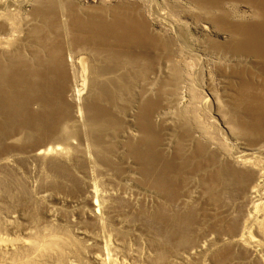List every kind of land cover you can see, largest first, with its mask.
Returning <instances> with one entry per match:
<instances>
[{"label": "bare ground", "instance_id": "6f19581e", "mask_svg": "<svg viewBox=\"0 0 264 264\" xmlns=\"http://www.w3.org/2000/svg\"><path fill=\"white\" fill-rule=\"evenodd\" d=\"M222 1L225 2L229 0H191L193 4L203 9H209L212 6H217L219 8V4ZM239 2L248 4L252 9L251 16L257 17L258 21L256 20L257 22H252L250 20V23L245 24H235V22H233V24L229 20L230 16L228 17V15L222 12L221 9H219L221 12H218L219 14L217 13V15H210V9L207 10L206 12L210 13L208 14L210 15L209 21L214 25L216 31L218 33L229 34L233 38L230 44L227 43L228 45H219L217 43L213 44V47L228 49L230 52L232 51L233 53L245 56L246 58L252 57L255 58V60L259 59V61L264 64V0H239ZM124 3L125 6H120V4L112 9L97 8L96 11H90L88 9V12H86L85 9L84 12L86 13L83 14L84 12L81 8L80 0H0V77L2 79L1 81H4L6 84H3L2 82L5 87L3 85H0V87L2 86L6 92V96L3 97H5L6 107H9L8 110H10V107L18 106V112L20 111L23 114V118H20L22 120H19L17 117V120L19 121L12 125L13 128L15 126V129L13 130L11 129L12 127L9 129L6 128L9 127L11 123H6V120V122L4 121L6 124L3 123L2 126L5 127L4 129L1 127L2 124L0 125V130L2 129L3 131H1L2 133L0 132L1 139H3L2 143L0 142L2 145L0 150V161L5 166L11 167L14 166L23 156L24 158H28L27 162L29 159L37 163L49 162V164L53 163L52 165L56 166V168L59 166L65 168L67 164L73 163V165H77V172L79 171L82 173L81 178L85 181V186L83 187L82 185L83 188L77 184L76 187L74 186L70 189L71 195H68L70 197L60 199L58 196L41 195L40 199L43 200V205L40 208L37 207L36 212L34 211L35 213H33L32 216L25 212L28 210L29 206L24 207L21 205L16 206L13 210H5L1 205L0 264H85L82 262L85 261L83 259L89 261V264H132L134 258H130L128 255L129 253H126L127 249L125 250L128 244L124 247V252L122 248L125 244L120 243L116 238L117 236L115 235L117 233L115 231H117L116 229L118 227H114L120 223H125V220L122 218V222L116 220L117 209L121 208V206L119 207L120 203L118 204L117 202L121 200L120 202L122 203L123 200L131 199L127 197L128 195H123L120 189H118L119 187L116 188V186L120 185V182H131L133 180V173H138L143 177H150V186L152 187H150V189L156 190L153 191V193L151 192V195L155 193L162 200H159L163 205L161 215L159 213L157 216L154 211L155 207L153 208L156 218L159 219L160 216L164 218L166 214L169 215V225H171L170 223L173 221L176 223L179 222L181 225L188 224L189 228V223H194V221L188 223L187 221L188 219H193L195 211L193 208L186 209L187 207L184 206L185 208H182L179 205L183 206L187 203L189 204L188 201L195 204L198 201L195 198H192L193 196L190 195L191 192H183L184 188L182 191V179H180V184L176 179L175 181L177 183L171 180L170 175L167 173L171 172V169L174 168V165L176 164L173 165L170 161H165L162 154L164 150H168L173 143H176V154L181 160V154L184 150L183 146L187 145L189 141L196 144L194 145V149H191V153H193V163L190 160L189 162L194 164V171L197 176L202 175L200 173L203 171L207 172V175L204 178L201 176V178H203L202 181L201 178L199 180L202 182V185L207 186L209 189L208 194L211 196L210 200L218 207L221 205V209H217V212L214 214L212 213L213 215L211 216V219L214 220L215 224L210 230L208 229L206 231L205 236L194 243L187 242L189 240L185 242L183 239H180L181 242H185L182 243L183 246H185L184 248L182 247V252L174 253V255L172 254L173 258H171V262H165L164 260V264H183L196 258L197 255L205 253L213 246L216 247L221 244H223V246L229 245V247L225 246L228 247V249L226 248L224 253L217 247L219 256L222 258L223 254L226 256V259H229L230 256L233 258L232 249H235L240 256L247 255L249 257L255 256L261 248L263 241L262 238H264V197L262 196L253 201H248L246 198L249 190L252 191V189H258L257 180L264 176V167H260L258 158L253 157L254 155L252 157H247L246 155H243V153L239 154L234 151L227 155L225 152H220L215 148L209 150L210 146L208 144L206 145L205 140L200 135L195 133L193 135L194 140H190L191 138L188 139L189 133L187 131H183V133L179 131L180 134L175 125L165 123L166 119L162 116L165 109L172 108L179 110L188 100L186 98L187 93L185 86L180 88L179 85L181 83V70L179 68V46L177 43L180 34L177 26L178 24L175 21L169 20L166 17V14L165 16L160 14V12L158 17L162 21L166 32L163 30H157L153 24L147 22V18H145L144 13L141 12L140 5L135 2ZM29 5L30 9L25 11L24 8ZM16 13L18 14L16 15ZM19 16L22 18L20 17L21 19H19ZM16 18H18V20H16ZM60 30H65L68 34L65 38L63 37L64 42L68 37L67 43L74 50L79 48V52L76 50L78 53L74 54L76 51L73 52L70 48L69 50L63 48V45L61 44V40L63 39H61L60 34L62 33ZM8 34L11 35L10 39L7 37ZM12 43L14 46L13 52L16 56L11 55L10 53V59L8 57V61L7 59L6 61H2L1 57L6 55V51L8 50L11 52V50H9L10 48H7L9 45H12ZM23 49L29 52L31 59L33 60L30 61L33 62V64L31 63L32 65L25 66L20 63L22 59L24 61V56L22 59L20 58ZM26 51L23 55L26 54ZM158 57L162 58L164 63L162 62V65H159L160 68L157 67L158 70H155L161 76L160 80L157 81V88H154L156 93H151V95H149L148 92L150 90H144L142 93V99L136 104L138 110H132L130 113L125 111L127 114L123 111L125 114V117H123L124 120L119 119L118 116H115L116 114L114 115L115 111L113 112L110 108L108 109V107L105 106V102L117 97L116 95L111 94L114 90V84H116L115 86H120L119 91L124 90V88L126 90L127 85L125 87L124 79L118 82L109 79L110 74L115 69L126 66L125 68H127L126 70H128V73L133 75L135 74L134 70L141 67L144 62L146 65H144V69H147V71L154 70L153 66H155V62L159 60L157 59ZM16 58H20L21 60L15 61L17 60ZM159 63L160 62H158V64ZM69 67H71L73 72L77 70L78 78L76 79H78L79 82L78 84L75 83L72 90H70V87L68 86L67 71ZM157 68L155 67V69ZM256 71L244 72V70H242L240 72L242 76H250V79H242L240 84L238 83V97L234 103L236 110L233 109L234 111L233 113H230L228 119V123L231 128L236 131L239 138L247 140L251 146H258L259 144L264 143V83L255 85L252 81V78L256 75H259L261 78L264 77V65L263 68H259ZM259 81H261V79ZM17 86L21 87L20 93L19 90L17 91ZM52 87L56 89V91H54L57 92L55 96L60 99L62 104V107L59 110L52 109V95L47 94V91L51 92V90H53ZM69 90L70 95L67 94L68 96H66V93L67 91L69 92ZM113 105L111 107H114ZM34 106L38 107L39 112H37L38 110L33 111L35 113L30 111L32 110L31 107L34 108ZM28 108H30V110ZM10 112L5 114L10 116ZM14 114H16V111ZM11 116L10 118H12ZM14 119H16V117ZM47 119H53V122H51V120L50 123ZM56 124L57 126L58 124L61 125V130L58 128L60 131L56 129ZM36 133L39 135L34 137V134ZM56 133L58 134L56 135ZM134 136H138L137 141H134ZM32 138L36 139H33V141L28 143L27 141L32 140ZM119 158L120 160H122L121 158L125 159L124 161L131 159L134 166L124 165L125 167H119ZM24 160H26V158ZM187 162L182 161L180 166H175L176 170L174 171H178L180 175ZM125 164L127 163L125 162ZM50 167L51 166H49V168ZM161 168L164 170H161ZM186 168L187 167H185V169ZM11 171L15 172V170ZM28 171L29 170H27V172ZM187 171L190 172V169ZM31 172L33 171H30L29 173ZM74 172L76 171L74 170ZM64 173L68 174L66 172ZM171 173H173V171ZM38 174V178L43 175V173L40 175V172ZM191 174L196 175L194 173ZM175 175H177V172ZM45 176L48 177L47 175ZM55 176L53 175L52 177L54 178ZM93 176H105V179L108 181L107 187L104 188L99 185L101 186V189H98L99 186L97 181L94 180L95 182L93 183L91 181L93 180ZM141 176H137V178ZM112 177H115L116 181ZM70 178L72 179L73 177ZM55 179L52 180L55 181ZM47 180L49 179L47 178ZM57 180L59 182V179ZM78 182L81 184L80 181ZM66 183L68 184V182ZM73 183H76L75 180ZM55 184H57V182ZM145 184L147 185L148 183ZM58 188H60V185ZM61 189L62 187L59 190ZM63 190L65 191V189H62V191ZM53 191L56 192L55 190ZM232 191L237 193V198L240 202L239 205H237L233 216L232 213H228V210L226 209L227 203H222L224 201L223 198L228 197ZM29 192L27 194H29ZM16 193L17 192L15 191V194ZM43 193L47 194V192ZM133 194L135 195V192ZM12 197L13 196H11V198ZM30 198L31 197H29V200ZM36 199L38 200V198ZM54 200L60 201L61 204L65 206L70 205L71 208H73V206H80L78 209L80 213H73L70 219L66 218L64 220V215L62 218V215H60L59 212H61L65 206L63 208L61 207L62 209L51 207L50 203V206H46V201L51 202ZM145 200H143L144 203ZM38 202L39 201H37V203ZM236 202L237 200L235 203ZM172 203H175V205L173 206ZM139 205L137 203V206ZM151 205L152 204H150V206ZM155 205L157 206V204ZM213 205H210V207ZM171 206H173L174 209L175 207L177 208L173 211V213L175 212L173 215L166 212ZM166 207H168L167 210H165ZM31 209L33 208L31 207ZM180 209H186L188 211L183 213ZM147 210H149V207ZM151 210H149L150 215L152 212ZM178 210L180 211L178 212ZM122 211L124 210L122 209ZM64 212L63 214L66 212L69 214L71 211ZM140 212L143 213L142 210ZM135 213L138 214L139 212ZM131 215H133V213H131ZM142 215L146 216L145 213ZM119 216H122L125 219L128 217L127 214H122V212H119ZM162 217H160V220ZM133 219L135 218L133 217ZM142 219L146 221L145 218ZM153 220L156 222L154 217ZM81 221L83 223L87 222L89 225L91 224V227H95L94 229L97 227L96 230H107L110 237H107L108 239L105 241V239L102 240L99 238V230L98 234L97 231L96 234L95 232L92 234V232H89L88 227L78 228L77 226L82 223ZM136 221L138 222V220ZM163 221L164 220L162 219L161 224H163ZM167 221L168 220H166L165 223ZM157 222L159 221L157 220ZM136 226H138V224ZM71 227H76V229L74 228L75 230L70 232ZM131 227H133V224ZM185 227H187V225ZM141 228L143 227L141 226ZM161 228H163V226ZM165 229L168 228L165 227ZM253 230L255 231V235L257 232L259 234L257 236L262 238L256 237ZM171 231L175 233L177 232L173 230ZM128 232H131V230ZM107 233L106 236H108ZM172 234L175 236L174 233ZM128 236H130V234ZM176 236L174 237L175 239L177 238ZM170 237L168 238L171 239ZM153 238L154 237H152V239ZM163 238L162 240L165 239ZM159 239L161 238H158V240ZM112 240H114V242H112ZM167 242L169 244L170 241L168 240ZM156 243L154 242L153 244ZM166 246L167 245L165 244V247ZM170 246H172V244ZM154 247L155 246H153V248ZM147 249H149V247ZM156 249L157 248L155 247V250ZM168 249L169 248H167V250ZM173 250L174 249L171 248V252L177 251ZM217 250H215L216 254L218 253ZM156 251H158V249ZM150 253L151 252L148 254ZM163 254L160 253L158 255V257L160 256L159 259H164V257H166V255L163 256ZM216 254H214V256H216ZM150 255L152 256L153 254ZM261 256L264 257L263 255ZM162 259L159 261H163ZM148 260L149 259H147V262ZM236 260L238 262V259ZM211 262L215 263L213 260ZM150 263L152 264V262ZM254 264L262 263L261 261H257L254 262Z\"/></svg>", "mask_w": 264, "mask_h": 264}, {"label": "rangeland", "instance_id": "374dc122", "mask_svg": "<svg viewBox=\"0 0 264 264\" xmlns=\"http://www.w3.org/2000/svg\"><path fill=\"white\" fill-rule=\"evenodd\" d=\"M124 2H127V3H133V2H135L138 5H140V8L142 10L141 12L144 13L145 18H147L146 19L147 22L153 24L155 26V28H157V30H163L164 32H166V29H164V26H163L162 21L158 17V14L160 12H161L160 14H163V15L166 14L167 16L166 15L165 16L169 20L175 21L178 24L177 26L179 28V33L180 34H179L178 42L177 43H178V46H179V48H178V52H179V68L181 70V75H180V81H181V83L179 85H180V88H182V86H185V90H186V93H187L186 94L187 95L186 98L188 100L185 102V105H183L182 108H180L179 110H175V109H172V108L171 109H165V111L162 113V116L166 119L165 120V123L175 125L177 127V131L178 132L180 131L181 133H183V131L184 132L187 131L189 133V138L188 139L191 138L190 140H194L193 135L195 133L198 134V135H200L205 140L206 145L208 144L210 146L209 147V150H212L213 148H215V149H217L220 152H225L227 155L228 154H231L233 151L234 152H237L239 154H242L243 153V155H246L247 157H252L254 155L253 157L258 158V163H259L260 167L261 168L264 167V143L263 144H259L258 146H251L247 142V140L240 139L239 136L236 134V131L233 130L231 128L230 124L228 123V119H229L230 113H233V111L236 110V107H234V103H235V101H236V99L238 97V94H237V88L238 87H237V85L240 84V82H241L242 79L243 80L250 79V76H248V75H246V77L245 76H242V74H240V72L242 70H244V72L245 71L246 72H248V71L249 72H251V71H254L255 72L259 68H263V65L264 64L261 63L259 61V59H256L255 60V58H252V57L246 58L245 56H241V55H239L237 53H233L232 51L230 52V50H228V49H222V48L213 47V44H217V43L219 45H221V44H227V43L230 44L231 41L233 40V38L229 34L218 33L216 31V29L214 28V25L211 24L210 21H209V16L210 15H217L218 12H221L222 11V12L226 13L228 15V17L230 16L229 17L230 18L229 19L230 22H232V23L235 22V24H245V23H250L251 21L252 22H257L258 21V18L255 17V16H251V14H252L251 7L248 4H246V3L239 2V0H229V1H225V2L222 1L219 4V8L217 6H212V7L209 8L210 9V12H211V14H210L209 12H206L209 9L199 8L198 6H196L195 4H193L191 2V0H132V1L131 0H80L81 8L83 9V12L85 11V9H86V12H88L89 10L90 11H96L97 8L98 9H106V8L112 9L115 6H119L120 4H121L120 6H125V3ZM82 5H83V7H82ZM194 5H195V7H194ZM29 7H30V5L27 6V7H25L24 8L25 11H28L30 9ZM219 9H221V11ZM86 12H84L83 14H85ZM17 14L18 13H16V15ZM208 14H210V15H208ZM20 17L21 16H19L18 18L21 19L22 17L21 18ZM18 18H16V20H18ZM60 31L62 33V34H60L61 39H63V37L65 38L66 36H68V34L65 32V30L64 31L60 30ZM208 35H209V37H208ZM10 36L11 35L8 34L7 37H9V39H10ZM4 37H6V36H4ZM67 38L65 39L66 40L65 42H64V39L63 40L60 39V40L62 41L61 44L63 45V48L64 49L67 48V50H69V48L72 49V47H70L69 44L67 43ZM13 43H12V45H9L10 47L8 46V48H7V49L10 48L9 50H11V52L6 49L7 50L6 51L7 53H5L6 55H4V57L3 56L1 57V60L2 61H6V59L8 57L10 59V53H11V55L16 56V54L13 52L14 51ZM72 50H73V52H75L76 50L78 52L80 51L79 48H77L75 50L72 49ZM25 51L26 50L23 49L22 56H20L21 59L24 56L23 57L24 58V61H23V59L21 60L20 58H18L19 60L16 58L17 60H15V61H20L21 60L20 63H22L25 66L26 65L27 66L28 65H32L33 62H30L32 59H31V56H30L29 52L26 51V54L27 55L25 54L28 57H26L25 55H23ZM77 51L74 54L78 53ZM157 59H159V60H157V62H155V64H154L155 66H153L154 70L147 71V69H144V67L146 66L145 65V62H144V63H142L143 65H141V67L136 68L134 70V73L135 74H133V75H131V74L128 73V70H126L127 68H125L126 66H124L122 68L120 67L119 69H115L110 74L109 79L114 80L115 82H118V81L124 79L125 80V82H124L125 87L127 85V89L126 90L124 88V90L119 91L120 90V86H115L116 84H114V90L111 92V94H114L117 97L109 100L108 102H105V106H107L108 109L110 108V110H112L113 112L115 111L114 115L116 114L115 116H118L119 119L124 120L123 117H125L124 116L125 114L130 113V111L132 112V110L133 111L134 110L135 111L138 110L137 107H136V104H138L139 101H140V99H142V96H143L142 93L144 92V90L147 91L149 89L150 90L148 92L149 95H151V93L152 94L153 93L154 94L156 93L155 89L157 88V84H158L157 81L160 80L161 76L155 70H158V68H160L159 65L161 66L162 65V62L164 63V61H163L162 58H159L158 57ZM11 60H13V59H11ZM7 61H8V59H7ZM26 62L27 63L30 62V63L27 64ZM158 62H160V63L158 64ZM155 67L156 68L158 67V68L155 69ZM67 73H68V76H67V78H68V86L70 87V90H72V88L75 86V83L76 84L79 83L78 82V79H76V78H78V76H77V70H75L73 72V70L71 69V67H69ZM252 79H253L252 81H253V83L255 85L264 83V77L261 78L259 75L258 76L257 75L254 76ZM260 79H261V81H259ZM1 80L2 79L0 77V85L5 84L4 81H1ZM2 82H3V84H2ZM5 85H3V86L5 87ZM1 87H0V90H1L0 91V94H1L0 95V100H1V105L0 106H2V107H0V125L2 124L1 125V127H2L3 126V123L6 124V123H10L11 122L10 123L11 126L9 125V127H6V128L9 129V128L12 127L11 129L13 130V129H15V126L13 128L12 125L15 122L17 123L19 120H22L20 118L21 117L23 118V114L20 111L18 112V109H17L18 106H14L12 108L10 107V110H8L9 107H6L5 97H3V96H6V92L3 89V87L2 88ZM18 87L19 86H17L16 88H17V91L19 90V93H20L21 87H19V88ZM52 88H53V90H51V92L50 91H47V94H51L52 95V99H51L52 100L51 103L53 105L52 106L53 107L52 109L53 110H59V109H61L62 104H61L60 99H58L55 96L57 92H54V91H56V89H54V87H52ZM70 90H69V92L67 91L66 96L70 95ZM54 103H56V104H54ZM134 103H135V106H134ZM112 105L114 107H111ZM6 108H7V110H6ZM28 109L30 110V108H28ZM31 109L32 110H30V111H32V112L33 111H37L38 110V107L37 106H34V108L31 107ZM15 111H16V114H14ZM123 111L124 112L127 111V113L125 112V114H124ZM4 112L5 113L10 112V116L12 115L11 116L12 118H10V116L9 115H6ZM37 112H39V110ZM120 112H122V113H120ZM33 113H35V112H33ZM40 113H42V112H40ZM13 117L14 118L16 117V119H14ZM17 117H18L19 120H17ZM7 118H8V120H7ZM47 120L49 122L52 120L51 122H53V119H47ZM55 127H57L56 128L57 130H58V128H60V130H61V125L58 124V126H57V124H56ZM2 128L4 129L5 127H2ZM60 130H58V131H60ZM1 131H2V129L0 130V132ZM57 134L58 133H56V135ZM34 135H35L34 137H36L39 134L36 133ZM134 137H135L136 140L134 139ZM134 137H133L134 141H137L138 140V136H134ZM0 139H1V134H0ZM33 139L34 138H32V140H28L27 142L29 143V142L33 141ZM2 141H3V139L0 140L1 143H2ZM176 145H177L176 143H173L172 146L170 148H168V150L167 149L164 150V152L162 154H163V157H164V160L165 161H170L173 165L176 164V165H174V168H172L173 170L171 169V172L173 171V173H171V172H168L167 173V174L170 175L171 180H173V182H174L175 179H176V180H178V183L180 184V179H182L181 181L182 182L184 181L183 183L181 182V185H183L181 187L182 188V191H183V188H184V191L183 192H186V191L189 192V193L191 192L190 195L193 196L192 198H195L198 201L195 204H192L191 201H188L189 204L187 203V204H185L183 206L179 205L182 208L185 206V207H187L186 209H190V208H193L194 209L196 215L194 213L193 219L192 220H189L188 219V221L187 220L186 221H187V223L190 222V221H194V223L196 225L193 222H190L189 223L190 226L188 228V224H185V225L182 224L181 225V224H179V222L176 223V222H173V221L170 223L171 225H169V222H170L169 219H168L169 218V215H166V214L164 216L165 219L162 216H160L164 220L163 221V224H161L162 223L161 222L162 219L160 220V217H159V219L156 218L155 215L157 214V216H158L159 213H160V215L162 214V212H161V211H163L162 210L163 209V207H162L163 205L161 204L162 203L161 202L162 200L155 193H154L155 195L154 194L151 195L153 193V191H156V190L155 189H150V187H151L150 186V180H151L150 177H143V176H141L138 173H135V174L133 173L132 174L133 175V180L131 182H128V183L127 182H120L119 183L120 185H117L116 186V188L119 187L118 189H120V191L123 193V195H126V196L128 195L127 197L128 198H131V199L130 200L129 199L123 200L122 203L120 202L121 200H119V202H117L118 204L120 203L119 204V207L121 206V208L117 209V217H116V220L121 221V218H122V219L125 220V223L124 222L123 223H120L119 224L120 226L117 225L116 227H114V228H117L118 227L116 229L118 232L117 231H115V232L119 236L114 232L116 234L115 236H117L116 238L118 239V241H120V243L125 244V245L122 244L123 245V248H122L123 251L125 252V250L127 249V252L126 253L127 254L129 253L128 255L130 256V258H134L133 261H132V264H137V263L138 264H144V263L151 264L150 262H152V264H154V263H156V264H161V263L164 264L166 261L171 262V258H173L174 253H178V252L181 253L182 252L181 250L185 247V246H183L182 243H185L187 240H189V241H187L189 243L190 242L191 243H194L198 239H200V238H202L203 236L206 235V231L208 229L210 230V228H212L214 226V224H215L214 223V220L211 219V216L214 213L217 212V209H221V205H219V207H218L217 205H215L210 200V197L211 196L208 194L209 189L207 188V186L202 185V182L201 181L207 175V172L203 171L202 173H200L202 175H198L197 176V174L194 171V164H192L193 163V160H192L193 159V157H192L193 156V153H191V151H192L191 149H194V145H196V144L194 142L189 141V143H187V145L183 146L184 150L182 151V154H181L182 155L181 156V160L182 161H185V162L188 161V162L186 163V165L182 169V171L184 173L181 172L180 175H179L178 171H174V170H176L175 166L176 167L177 166H180L181 165V162H182L177 157V154H176ZM1 147H2V145L0 144V150H1ZM173 151H174V153H173ZM174 154H176V155H174ZM22 158L21 159L23 161L20 159L18 161L19 163L18 162L15 163V165L18 166V167H16L15 165L12 166V167L11 166H5L0 161V206L2 205L5 210L6 209L7 210L8 209H12L13 210V208H15L16 206H21V205L24 206V207H28L29 206L30 208L28 207V210H26L25 212L28 215L32 216V214L36 212L37 207L40 208L43 205V200L40 199V196L41 195H44L45 194L47 196H58L60 199H62L64 197H70V196H68V195H71V190L70 189L72 187H74V186L76 187L77 184L80 185V187H82V185H83V187L85 186V181L82 180L83 178H81L82 177V173H80L79 171L77 172V165H73V163L72 164H67L68 166L66 165L65 168L59 166L60 167V169H59V167L56 168V166L52 165L53 163L52 164L50 163L51 165L49 164V162H43V163L42 162H38L37 163V162L32 161L30 159H29L30 161L28 160V162H27V159H28L27 157H25L26 160H24L25 159L24 156ZM121 159L122 160H120V158H119L120 161L117 159L118 160L119 167L122 168L124 165L125 166L126 165L127 166H131V165L134 166V163L132 162L131 159H127V161H124L125 159H123V158H121ZM189 160L192 163L189 162ZM20 161L23 162V165H22V162H20ZM125 162L127 164H125ZM28 163H29V165H28ZM42 164H44V165H42ZM49 166H51V167L49 168ZM185 167H187V168L185 169ZM36 168H37V170H36ZM163 168H161V170H164ZM19 169H20V171H19ZM188 169H190V172L187 171ZM11 170H15V172L14 171H11ZM27 170H29V171L27 172ZM74 170L76 172H74ZM30 171H33V172L29 173ZM57 171H58V173H57ZM61 171H62V174H61ZM8 172H10V173H8ZM39 172H40V175H42V173H43L44 176L42 175V177H39L38 178V176H39L38 173ZM64 172H66L68 174H65ZM174 172H175V174L177 172V175H175ZM263 172H264V168H263ZM191 173H194L196 175H193ZM203 173H204V175H203ZM58 174H59V176H58ZM171 174H173V175H171ZM45 175H47L48 177H46ZM51 175L52 176L53 175L54 176L56 175V176L53 178ZM136 175L137 176H141V177H138L137 178ZM49 176H51V177H49ZM78 176H80V177H78ZM171 176H173V177H171ZM175 176H178V177H175ZM201 176L203 178H201ZM17 177L18 178L20 177V178L18 179ZM62 177H63V179H62ZM70 177H73L74 179L73 178L72 179H73V181L75 180L76 183H73V181H72V179ZM181 177H183V178H181ZM45 178H46V181H45ZM47 178L49 180H47ZM55 178L59 179V182ZM112 178H114V180L116 181V178L115 177H112ZM200 178H201V181L199 180ZM262 178H260V179L257 180V185H258V189L257 190H253V189H252V191L249 190V193H248V196H247L246 200L253 201V200H256V199H258V198H260L262 196L264 197V185H263L264 184V176ZM24 179H25V181H24ZM27 179H29V180H27ZM52 179H55V181L57 182V184H55L56 182L54 180H52ZM68 179H69V181H68ZM34 180H35V182H34ZM51 180H52V182H51ZM70 180H71V182H70ZM77 180L80 181L81 184ZM94 180L97 181L98 186L101 185L104 188L107 187V182L108 181L105 179V176H97V177L96 176H93V180H91L92 183L95 182ZM104 180H105V182H104ZM9 181H11V182H9ZM49 182H51V183H49ZM66 182H68V184ZM132 182H134V183H132ZM70 183H72V184H70ZM145 183H148L149 185L147 184L148 185L147 186ZM23 184H24L25 187L23 186ZM59 185H60V188L62 187V189H65V191L64 190L62 191V189L59 190L60 189V188H58ZM61 185H63V186H61ZM69 185H71V186H69ZM115 185H116V183H115ZM138 185H140V186H138ZM184 185H185L186 188L184 187ZM101 186H99L98 189H101ZM131 186H132V188H131ZM54 187H55V189H54ZM136 187H137V191H136ZM14 188L17 189V190H15ZM67 188H69V189H67ZM195 188H198V189H195ZM3 189H5L6 192ZM47 190L50 191V192H48ZM53 190H55L56 192H54ZM150 190H152V191H150ZM15 191L17 192L16 194H15ZM28 192H29V194H27ZM43 192H47V194L46 193H43ZM134 192H135V195L133 194ZM234 192L235 191H232L228 197H224L223 198L224 201L222 202V203H227L226 209L228 210V213H230V212L232 213V216H233V214H235V209H236L237 205H239V203H240L239 200H238V198H237V193L236 192L234 193ZM19 194H21V195H19ZM11 196H13V197L11 198ZM29 197H31V198L34 197L33 199H35V200H33L31 198L29 200ZM133 197H135V198H133ZM18 198H20V199H18ZM36 198H38V200ZM145 198H146V200H145ZM155 198H157V199H155ZM150 199H151V202H150ZM143 200H145V203H144ZM159 200H161V201H159ZM231 200L232 201L234 200V201L232 202ZM236 200H237V202L235 203ZM34 201H36V202H34ZM37 201H39V202L37 203ZM131 201H132V203H131ZM133 201H135V202H133ZM157 201H159V202H157ZM153 202H155V203H153ZM19 203H20V205H19ZM49 203L51 204V207H55V208L58 207L60 209H62L65 206V205H62L61 202L60 201H57V200H54V201H51V202L50 201H46V206H48ZM137 203H138V205L139 204L140 205L137 206ZM149 203L152 204V205L150 206ZM231 203H235V204H231ZM37 204H39V205H37ZM131 204H132V207H131ZM133 204H134V206H133ZM144 204H145V207L146 208L144 207ZM155 204H157V206ZM146 205H149V206H146ZM172 205L174 206L175 203L174 204L172 203ZM210 205H213L215 208L213 206L210 207ZM228 205H230V206H228ZM69 206L66 205L62 209L63 212L64 211L65 212L66 211H68V212L71 211L69 214H67V212L66 213L64 212L65 214H63L62 211H61L62 213L59 212V214L62 215V218H63V215H64V218H63L64 220L66 218L70 219V217L73 215V213H77V212H78V214L80 213L79 210H78L80 208V206L79 207L73 206V208H71V206L70 207ZM158 206H160V207H158ZM173 206H171V208L169 210H167L168 207H166V209H165V210H167L166 212L169 213V214H171V215H173L175 213V212L173 213V211L175 209H177L176 207L174 209ZM31 207L33 209H31ZM75 207H77V208H75ZM148 207H149V210L152 209L151 210L152 212L150 211L151 212V215L149 213V210H147ZM154 207L157 210L156 211L154 209V211H155L156 214L153 211V208ZM156 207H158V208H156ZM0 209H1V207H0ZM69 209H70V211H69ZM122 209L124 211H122ZM140 209L142 210L143 213L140 212L141 211ZM186 209H183V210L180 209V210H182V212L184 213V212L188 211ZM180 210H178V212ZM134 211L135 212H139L141 214H139V213L137 214ZM213 211H215V212H213ZM119 212H122V214H127L128 217L125 219L124 217L119 216ZM131 213H133L134 216L131 215ZM144 213L146 214L147 218H146L145 215H142ZM1 214H2V210H0V215ZM132 216L135 219H133ZM138 216H139V218H138ZM151 216H152V218H151ZM140 217H141V219H140ZM153 217L156 220V222L158 220L160 223L159 222L156 223L153 220ZM142 218H145L146 221L144 219H142ZM129 219H130V221L131 220L132 221L130 222ZM136 220H138V222ZM166 220H168V221L165 223ZM141 222H142V225H141ZM129 224H130V226H129ZM132 224H133V227H131ZM134 224H135V226H134ZM137 224H138V226H136ZM173 224H175V225H173ZM80 225L77 226V227L78 228L79 227H81V228L88 227L89 232H92V234L95 232V234H96V231H97V234H98V230L99 229L96 230L97 227H96V229H94L95 227H91L92 225L91 224L89 225L87 222H84V223L82 222ZM140 225L144 229L141 228ZM186 225H187V227H185ZM162 226H163V228H161ZM129 227H130V229H129ZM165 227L168 228V229H165ZM170 227H173V228H170ZM74 228L76 229V227H73V228L71 227L70 228V232H73L75 230ZM182 228H184V229H182ZM127 229H128V231L131 230V232H128ZM154 229H155V231H154ZM170 229L173 230V231H177V232L176 233L175 232H172ZM254 230H253V232H254V235H255V231ZM155 232H156V234H155ZM106 233H107V230H105V231L103 229H101V231L99 230V234H98L100 236L99 238L102 239V240L105 239V241H107V239L110 236L108 235V233H107L108 236H106ZM172 233H174L175 236L177 235L176 236L177 237L176 239L174 238L175 236ZM129 234H130V236L131 235L132 236L131 237L128 236ZM165 234H167V235H165ZM183 235H185V236H183ZM257 235H259V234L256 232V235L255 236L258 237ZM166 236H167V239H166ZM118 237H120V238H118ZM124 237H127V238H124ZM145 237L146 238L149 237V238L146 239ZM152 237H154L153 238L154 241H153ZM168 237H170L172 240L169 239ZM121 238H124V239H121ZM158 238H161V239L158 240ZM162 238L165 241L162 240ZM173 238L177 241V245H176V241ZM258 238H262V237H258ZM156 239L158 241H160V242H158ZM177 239H179V240H177ZM180 239H183L185 242H181ZM262 239H263V241H262V245H261V248H260L261 252L259 250L258 253L255 256H249V257L247 255H241L240 256V254L237 251H235V249H232L233 252H234V253L232 252L233 258H231V256H230L229 259L228 258L226 259V256H224L223 254H222L223 257L221 258L219 256V252L217 250V247H218L219 250L221 249V251H223V253H224V250L226 248L228 249V247H229V245H225V246H228V247H225V246H223V244H221V245H218L216 247L213 246L214 248L213 247L210 248L205 253L197 255L196 258H193L190 261H187V262H185L183 264H228V262H229V264H233V263L234 264H236V263L237 264H240V263L241 264H254V262H257V261H261V263L264 264V257L261 256V255L264 256V245H263L264 238H262ZM127 240L128 241L131 240V241L128 242ZM166 240L167 241L168 240L170 241L169 244H168V242ZM121 241H124V242H121ZM143 241H144V243H143ZM149 241L150 242L153 241V242L150 243ZM156 241H157V243H156ZM112 242H114V240H112ZM154 242L157 245L156 244H153ZM162 242L164 243V245H163ZM165 242H167V243H165ZM178 242H179V244H178ZM129 243H130V245H129ZM131 243H132V246H131ZM158 243H160V244H158ZM138 244H139V246H138ZM165 244L167 246H170L172 244V246H170V247L172 249H174L173 251H176V250L177 251L176 252H171V248L166 246L167 248H169L167 250V248L165 247ZM152 245L155 246L158 249V251H156L157 249L155 250V247L153 248ZM125 246H126V248L124 250V247ZM129 246H130V248H129ZM173 246L175 248H177V249H175ZM178 246H180L181 248L178 247ZM148 247H149V249H147ZM128 248H129V250H128ZM139 248H140V250L142 252L139 250ZM162 248H163V251H162ZM130 250H132V251H130ZM147 250H148V253L151 252L150 254H153V255L151 256L150 254H148L147 253ZM154 250L156 251V253H155ZM215 250H217V252H218L217 254L218 255L216 254V251ZM133 251H134L135 254L133 253ZM164 251H166V252H164ZM163 252H164V254H163ZM262 252H263V254H262ZM160 253L163 254V256H165V255H166V257L168 256L167 259H166V257H164V259L161 258L163 261H159V260H161V259H159L160 256L158 257V255ZM168 253H170V254H168ZM213 253L216 254V256H214ZM132 255H133V257H132ZM139 255H140V257H139ZM170 255H171V257H170ZM246 256H247V258H246ZM235 257H238V258H235ZM244 257H245V259H244ZM223 258H224V260H223ZM147 259H149L150 261L148 260V262H147ZM236 259H238V262L239 263L237 262ZM83 260H85V261H82V262H84L85 264H89L88 263L89 261H86V259H83ZM164 260H165V262H164ZM212 260L215 263H212L211 262ZM228 260H230V261H228ZM244 260H245V262H244ZM153 261H154V263H153ZM158 261H159V263H158ZM231 262H233V263H231Z\"/></svg>", "mask_w": 264, "mask_h": 264}]
</instances>
